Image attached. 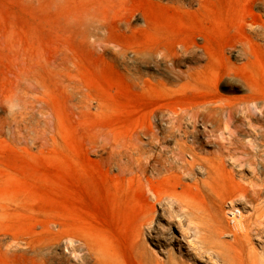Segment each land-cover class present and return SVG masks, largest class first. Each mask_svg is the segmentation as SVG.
Here are the masks:
<instances>
[{"label": "rangeland", "instance_id": "rangeland-1", "mask_svg": "<svg viewBox=\"0 0 264 264\" xmlns=\"http://www.w3.org/2000/svg\"><path fill=\"white\" fill-rule=\"evenodd\" d=\"M232 262L264 264V0H0V264Z\"/></svg>", "mask_w": 264, "mask_h": 264}, {"label": "bare ground", "instance_id": "bare-ground-1", "mask_svg": "<svg viewBox=\"0 0 264 264\" xmlns=\"http://www.w3.org/2000/svg\"><path fill=\"white\" fill-rule=\"evenodd\" d=\"M262 1V0H261ZM232 8V7H231ZM212 12V11H211ZM214 12V11H213ZM232 15V14H231ZM215 16V15H214ZM212 17V16H211ZM201 38H203V42H202V44H200V43H197V42H192V43H188V42H183L182 44H181V48H182V50H184V51H188V50H190L191 48H199V49H202L203 51L205 50V48H206V46L207 45H209V44H211L212 43V38L211 37H209V36H207V35H199ZM227 47H230V46H227ZM231 49V48H230ZM222 50V49H221ZM237 50H239V49H237ZM156 51V50H155ZM224 51V50H223ZM182 52V51H181ZM183 53V52H182ZM193 53V54H192ZM191 54V56H193L194 57V52H192ZM233 55V54H232ZM190 56V57H191ZM179 59H180V56H179V54H175L174 56H173V58L171 59L172 61H173V64L174 63H176L177 61H179ZM173 74V75H172ZM175 73H174V71L171 69V68H169V70H168V76H169V78L171 79V80H175V79H177V77H179L180 75L179 74H176V75H174ZM190 79L191 80H193L194 79V73L193 72H191L190 73ZM225 85H226V83H225ZM175 95L177 96L178 95V91H176V93H175ZM223 108V107H222ZM218 109L219 108H215V110L214 111H210L208 114H207V116L205 117H203V120L205 121V122H209V121H211V119H212V117L216 114L215 112H217L218 111ZM260 127H262V126H260ZM255 129V128H254ZM227 138V137H226ZM258 139V138H257ZM249 141V140H248ZM251 141V140H250ZM258 141V140H257ZM263 142V141H262ZM236 143V142H235ZM226 145V144H225ZM234 145V144H233ZM201 146V145H200ZM222 146V145H221ZM227 147V146H226ZM260 147V146H259ZM220 149V148H219ZM219 149H217V150H219ZM131 150V149H130ZM200 152V151H199ZM218 152V151H217ZM216 152V153H217ZM239 154V153H238ZM231 155V154H230ZM204 156V155H203ZM255 157V156H254ZM259 157V156H258ZM261 158V157H260ZM224 159V158H223ZM252 159V158H251ZM256 159V158H255ZM263 159V158H262ZM226 160V159H225ZM243 160V159H242ZM247 160V159H246ZM252 160H254V159H252ZM205 161V160H204ZM203 161V162H204ZM234 161V160H233ZM236 161V160H235ZM239 162H240V160H239ZM243 162V161H242ZM246 162V161H245ZM248 163V162H247ZM251 163H252V161H251ZM251 163H249V164H251ZM263 168V167H262ZM86 177H84V176H82V175H77V174H75L72 170H71V172H70V175H69V191H68V193H69V202L71 203V204H73L74 203V201H75V198H74V196H75V194H78L79 196H82L84 193H85V191H86V187H87V183H86ZM168 210V209H167ZM241 212V211H240ZM190 221L191 222H193L192 221V217L190 218ZM195 229H196V233H197V237H199V238H201V241H203L202 240V237H201V228H200V226L198 225V224H196V226H195ZM204 246H202V247H200V249H204V251L205 252H207V250H208V248L207 249H205V248H203ZM231 264H236V263H231Z\"/></svg>", "mask_w": 264, "mask_h": 264}]
</instances>
